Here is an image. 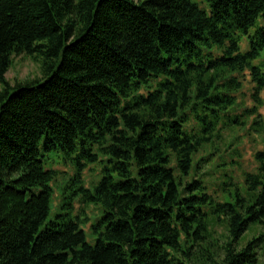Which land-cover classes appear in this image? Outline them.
<instances>
[{"label": "trees", "instance_id": "1", "mask_svg": "<svg viewBox=\"0 0 264 264\" xmlns=\"http://www.w3.org/2000/svg\"><path fill=\"white\" fill-rule=\"evenodd\" d=\"M201 1L0 0V264H259L264 151L220 197L199 171L226 128L252 120L264 142V0ZM21 56L42 77L12 85ZM247 71L255 106L239 113ZM53 153L75 164L71 209L101 207L93 244L88 218L46 223Z\"/></svg>", "mask_w": 264, "mask_h": 264}, {"label": "rangeland", "instance_id": "2", "mask_svg": "<svg viewBox=\"0 0 264 264\" xmlns=\"http://www.w3.org/2000/svg\"><path fill=\"white\" fill-rule=\"evenodd\" d=\"M197 3L202 10H208L206 4L201 0H192ZM257 25H264L263 20H259ZM250 49L249 39L244 38L241 42V51L246 53ZM264 70V59L260 58L254 63ZM42 77L41 64L38 60L32 57L21 56L14 59V63L7 74V79L12 85L26 80H35ZM243 82V89L237 95L239 103V113L243 109L253 108L255 103L252 99L254 93V85L251 82L249 72H245L240 76ZM263 106L259 109L261 120L264 125V92L261 94ZM263 135H259L252 127V120L248 122V126L244 129L232 131L229 128L222 131V139L217 141L213 148H207L200 156L211 154V161L203 164L200 168L199 175L209 187V192L217 197H220L221 183L224 181V174L230 175L234 180L243 184L244 173H254L257 169L255 155L258 152L264 151ZM213 155V156H212ZM233 161L236 164H232ZM108 158L100 155L99 162L92 164L84 171L82 178L87 188L92 189L97 185L103 177V170L109 167ZM46 170L56 172V177L52 182L53 197L50 214L46 223L56 220L58 215L72 213L74 217L89 219V223L82 227L87 234L89 243L94 242L91 233V225L96 223L101 217V207L89 206L81 204L78 200L72 205L71 201L76 187L72 184L76 173L75 164L72 158L64 154L53 153L49 156L45 164ZM75 199V198H74ZM259 264H264V252L260 257Z\"/></svg>", "mask_w": 264, "mask_h": 264}]
</instances>
